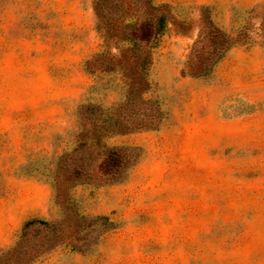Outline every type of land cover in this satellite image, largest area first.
Returning a JSON list of instances; mask_svg holds the SVG:
<instances>
[{
    "label": "rangeland",
    "instance_id": "1",
    "mask_svg": "<svg viewBox=\"0 0 264 264\" xmlns=\"http://www.w3.org/2000/svg\"><path fill=\"white\" fill-rule=\"evenodd\" d=\"M264 0H0V264H264Z\"/></svg>",
    "mask_w": 264,
    "mask_h": 264
},
{
    "label": "crops",
    "instance_id": "2",
    "mask_svg": "<svg viewBox=\"0 0 264 264\" xmlns=\"http://www.w3.org/2000/svg\"><path fill=\"white\" fill-rule=\"evenodd\" d=\"M254 49L252 55H248V60L252 62V68H263L264 69V46H253Z\"/></svg>",
    "mask_w": 264,
    "mask_h": 264
}]
</instances>
